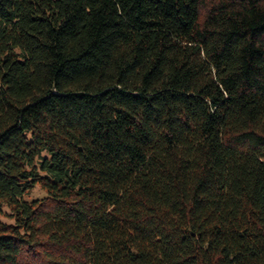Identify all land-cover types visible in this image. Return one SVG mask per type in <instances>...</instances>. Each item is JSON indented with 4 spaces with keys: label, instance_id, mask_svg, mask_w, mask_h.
<instances>
[{
    "label": "trees",
    "instance_id": "trees-1",
    "mask_svg": "<svg viewBox=\"0 0 264 264\" xmlns=\"http://www.w3.org/2000/svg\"><path fill=\"white\" fill-rule=\"evenodd\" d=\"M0 264H264V0H0Z\"/></svg>",
    "mask_w": 264,
    "mask_h": 264
},
{
    "label": "rangeland",
    "instance_id": "rangeland-1",
    "mask_svg": "<svg viewBox=\"0 0 264 264\" xmlns=\"http://www.w3.org/2000/svg\"><path fill=\"white\" fill-rule=\"evenodd\" d=\"M43 194L44 191L36 186L35 189L30 193V197H41Z\"/></svg>",
    "mask_w": 264,
    "mask_h": 264
}]
</instances>
